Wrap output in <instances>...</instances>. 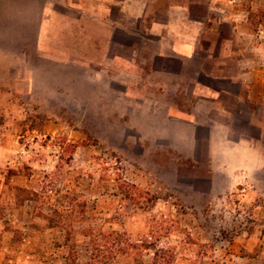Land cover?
<instances>
[{
	"label": "rangeland",
	"instance_id": "rangeland-1",
	"mask_svg": "<svg viewBox=\"0 0 264 264\" xmlns=\"http://www.w3.org/2000/svg\"><path fill=\"white\" fill-rule=\"evenodd\" d=\"M28 221L46 264H264V0H0L4 245Z\"/></svg>",
	"mask_w": 264,
	"mask_h": 264
},
{
	"label": "crops",
	"instance_id": "crops-1",
	"mask_svg": "<svg viewBox=\"0 0 264 264\" xmlns=\"http://www.w3.org/2000/svg\"><path fill=\"white\" fill-rule=\"evenodd\" d=\"M165 22H161L157 18H153L151 20V24L149 25V28L151 30V35L155 36L156 38H159L160 40H164L165 38L162 37V35L159 33H156L158 31L154 30H160V28L164 29L169 28V24L163 25ZM163 26V27H159ZM165 26V27H164ZM201 29V27H199ZM168 33H171L170 31ZM199 32L195 31H187L185 34H181L180 36H183L182 40V48L185 49L184 56H193L195 51L197 50V39ZM187 54V55H186ZM22 232H30L34 231L36 236H33V239H29V234L22 237L19 240L13 241L12 243H9L7 245H4V241L1 240V237L4 238L5 234L8 233L6 230V227L0 228V264H46V258H47V249L49 247L48 245V232L51 230H57L56 226H33L31 223H27V225L23 224L20 226V229ZM25 234V233H24ZM34 240V238H36ZM32 240V241H30Z\"/></svg>",
	"mask_w": 264,
	"mask_h": 264
}]
</instances>
